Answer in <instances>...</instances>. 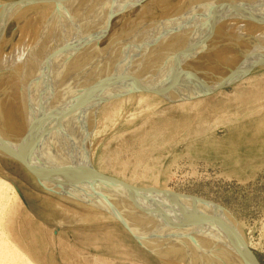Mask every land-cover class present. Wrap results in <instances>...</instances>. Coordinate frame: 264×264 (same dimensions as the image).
Segmentation results:
<instances>
[{
    "label": "bare ground",
    "instance_id": "obj_1",
    "mask_svg": "<svg viewBox=\"0 0 264 264\" xmlns=\"http://www.w3.org/2000/svg\"><path fill=\"white\" fill-rule=\"evenodd\" d=\"M44 1L47 2L36 0L28 10L14 8L12 13L0 16L2 49L7 41L5 22L14 18L19 31L18 42L12 49L17 67L11 63L9 52L0 62V264H37L13 228L19 205L5 166L12 156L49 169L46 171L34 163L33 168L27 167L28 172L39 174L49 194L59 195L68 204L107 210L130 224L148 248L170 264H189L186 261L189 256L191 264H256L214 207L200 202L201 205L184 207L178 212L175 209V231L167 220L171 231L166 237L172 240L164 239L165 235L162 239L175 253L167 255L161 250L154 239V230H165L162 221L173 214L172 204L170 201L166 204L168 199L162 198L158 205L142 194L151 196L149 192L136 193L131 187L126 188L135 194L125 195L122 183L100 180L102 176L91 165L95 143L90 136L98 127L97 117H93V124L89 120L93 112L95 116L102 114L99 111L102 105L132 91L129 88L154 94L164 88L163 92L173 91L177 79L194 66H199L198 76H185L190 85L203 83L206 77L201 75L208 76V81L222 77L225 63L214 70L209 66L224 61L231 65L243 57L244 63L264 65V0H157L141 4L142 10L135 17L124 20L125 9L135 0H52L48 1L51 6L40 13ZM51 10L55 15L46 18ZM108 17H117L122 30L118 28L120 31L111 33L100 57L96 52L84 56V49L90 47L86 42L96 33L92 22H102ZM45 18L46 24L41 22ZM36 19H40V27L33 26ZM185 22L192 23L193 28L188 35L181 36L179 31ZM78 36L82 38L76 39ZM110 49L111 55H106ZM94 57L98 58L93 60ZM132 74L137 78H130ZM74 79L80 81L62 89ZM82 80H90L91 89L81 91ZM35 86L43 91L35 92ZM80 102L87 109L83 111L78 106L83 112L77 113L73 108ZM49 126L56 131L54 134L47 131ZM93 179L98 180V186ZM182 252L189 253L186 260Z\"/></svg>",
    "mask_w": 264,
    "mask_h": 264
},
{
    "label": "rangeland",
    "instance_id": "obj_2",
    "mask_svg": "<svg viewBox=\"0 0 264 264\" xmlns=\"http://www.w3.org/2000/svg\"><path fill=\"white\" fill-rule=\"evenodd\" d=\"M7 1L12 0H0V16H5L8 11L12 13L14 8L28 10L36 4V0H32L33 3L27 1L4 7ZM48 1L52 2L44 1L40 13L51 6ZM155 1L135 0L130 8L125 9L122 19L135 17L141 4ZM206 8L210 9L209 6ZM54 12L49 11L46 18H52ZM46 18L41 22L46 24ZM8 20L5 22L7 41L3 43V49L0 47V62L8 52L12 55L19 37L16 21L14 18ZM116 20L117 17H108L102 22H92L96 33L86 42L90 47L84 49V56L91 52L95 55L96 52L100 57L107 39L115 31L122 30ZM41 22L36 19L33 26L40 27ZM181 26V36L188 35L193 28L189 22ZM81 38L78 36L76 39ZM112 50L106 55H111ZM238 60L231 65L224 61L209 66L214 70L225 63L226 72L221 73L223 78L208 81V76L201 75L206 77L203 83L190 85L185 76H198L199 66H194L183 74L185 78L177 79L173 91L163 92L164 88L154 94L129 88L132 90L130 95L127 91L111 104L102 105L99 109L102 114H91L89 122L93 119L95 123L93 117H97L98 126L90 136L95 143L91 165L94 172L102 176L100 180L122 183L120 187L126 189L125 195L135 194L126 188L131 187L136 193L149 192L151 196L142 194L154 199L158 205V200L163 198L168 199L166 204L170 201L169 204L174 206L171 205V217L168 214L162 221L165 230H154L156 244L167 255L175 253L163 241L170 238L166 234L171 229L175 231L174 214L181 208L204 204L214 207L231 233H236L246 254L256 264H264V65L244 63L243 57ZM11 63L18 65L13 55ZM133 77L137 78L135 75L130 78ZM76 81L80 79H74V83L69 82L62 89L77 84ZM89 81L80 82L81 91L91 89ZM39 90L42 92L43 88L37 87L35 92L39 93ZM82 103L73 111L82 113L87 109ZM47 129L56 132L50 130V126ZM73 148H77L76 144ZM21 158L12 156L5 165L19 205L13 228L19 242L37 264H170L148 248L139 238L141 236L132 231L130 224L107 210L76 203L69 205L59 195L49 194L39 174L27 171L28 166L33 168L37 162L29 163ZM36 166L46 170V167ZM27 173L29 175H25ZM96 180L93 179L98 186ZM188 202L190 204L186 205ZM177 204L181 207L178 208ZM167 220L172 225L171 229ZM188 254L183 253L185 260ZM189 258L186 261L191 264Z\"/></svg>",
    "mask_w": 264,
    "mask_h": 264
},
{
    "label": "water",
    "instance_id": "obj_3",
    "mask_svg": "<svg viewBox=\"0 0 264 264\" xmlns=\"http://www.w3.org/2000/svg\"><path fill=\"white\" fill-rule=\"evenodd\" d=\"M27 1H30V0H12V1H7L3 4L4 7L6 6H12L14 4H17V3H20V2H27Z\"/></svg>",
    "mask_w": 264,
    "mask_h": 264
}]
</instances>
